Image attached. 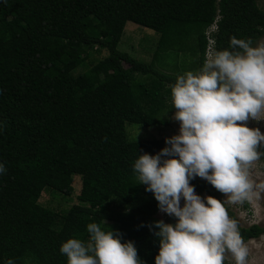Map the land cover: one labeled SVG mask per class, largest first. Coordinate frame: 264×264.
<instances>
[{"label":"trees","instance_id":"trees-1","mask_svg":"<svg viewBox=\"0 0 264 264\" xmlns=\"http://www.w3.org/2000/svg\"><path fill=\"white\" fill-rule=\"evenodd\" d=\"M126 22L157 34L150 62L117 50ZM212 24V50H231V37H264L255 0H0V264H67L62 243H87L89 223L120 233L143 264H155L158 202L133 165L168 145L130 140L123 126L168 125L171 86L203 66ZM101 51L80 77L70 75ZM73 176L76 205L60 215L39 205L43 191L70 196ZM189 182L224 203L206 180ZM238 228L245 243L264 234Z\"/></svg>","mask_w":264,"mask_h":264},{"label":"clouds","instance_id":"clouds-1","mask_svg":"<svg viewBox=\"0 0 264 264\" xmlns=\"http://www.w3.org/2000/svg\"><path fill=\"white\" fill-rule=\"evenodd\" d=\"M230 48L213 49L199 70L176 78L171 94L179 134L165 138L168 146L158 154L143 153L134 162L139 184L154 195L161 212L176 218L175 224L154 222L155 264H223L226 253L235 264H247L248 247L224 203L201 198L189 182L206 180L229 203L254 195L249 169L264 155L258 151L264 134L246 124L264 115V41L253 46L251 38L231 37ZM255 187L264 190V183ZM87 232V243L75 238L62 243L67 264H143L133 242H121L120 233L97 223H89Z\"/></svg>","mask_w":264,"mask_h":264},{"label":"rangeland","instance_id":"rangeland-1","mask_svg":"<svg viewBox=\"0 0 264 264\" xmlns=\"http://www.w3.org/2000/svg\"><path fill=\"white\" fill-rule=\"evenodd\" d=\"M257 6L264 11V0H255ZM210 27V26H209ZM209 27L204 31L207 32ZM215 32V31H214ZM157 34L149 29H145L134 23L126 22L122 29V35L117 45V50L125 52L136 60L148 63L151 61L152 54L155 48V42ZM264 41V37L257 42ZM257 42L253 44L256 46ZM206 49V48H205ZM212 51V50H211ZM105 52L94 53L85 61L82 66L73 67L69 69V73L72 77L78 78L83 74L95 61L103 58ZM207 52L204 53V61L207 57ZM185 63H188L190 59L186 54ZM164 69V68H161ZM194 72V70H191ZM81 79V78H80ZM83 83V80H80ZM175 109L170 113H166L163 117L168 121L167 126L153 125L150 127H144L142 125L124 123L123 129L125 135L131 140L136 139L139 141L150 139L168 138L173 135L179 134V122L176 121L173 116ZM249 128H259L262 134H264V115L259 120L249 119L246 124ZM264 149L262 145L258 151ZM250 179L254 183V195L250 200H246L243 203H229L227 197L222 194V200L226 208L233 214L237 224L242 228H247L251 225H257L264 227V190H261L256 185L264 183V163L261 159L253 162L249 169ZM202 179L200 177H197ZM72 193L70 196H63L60 193H53L51 191H43L39 198L38 203L42 207L53 210L60 215L67 210L70 206L76 205V196L79 193L80 181L77 176H73L71 179ZM201 198L205 195L197 194ZM183 198H181V206L183 205ZM157 217L163 220L165 223L175 224L176 218L169 216L160 210L157 212ZM59 226V220L56 221V227ZM248 247L247 264H264V234L256 239L249 240L245 243ZM223 264H235L231 253L225 254V260Z\"/></svg>","mask_w":264,"mask_h":264},{"label":"built area","instance_id":"built-area-1","mask_svg":"<svg viewBox=\"0 0 264 264\" xmlns=\"http://www.w3.org/2000/svg\"><path fill=\"white\" fill-rule=\"evenodd\" d=\"M215 29H216L215 24H212V25H210L208 31L204 33L205 39L207 42L205 51L207 53H209L212 50L213 40H212L210 35L215 31Z\"/></svg>","mask_w":264,"mask_h":264}]
</instances>
